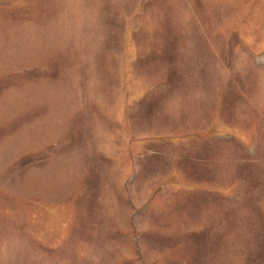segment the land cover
<instances>
[{"label":"rangeland","instance_id":"obj_1","mask_svg":"<svg viewBox=\"0 0 264 264\" xmlns=\"http://www.w3.org/2000/svg\"><path fill=\"white\" fill-rule=\"evenodd\" d=\"M0 264H264V0H0Z\"/></svg>","mask_w":264,"mask_h":264}]
</instances>
